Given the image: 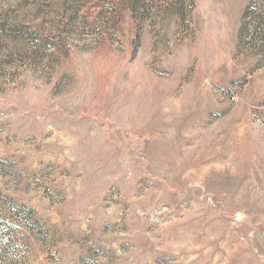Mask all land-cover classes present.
I'll use <instances>...</instances> for the list:
<instances>
[{
	"label": "rangeland",
	"instance_id": "374dc122",
	"mask_svg": "<svg viewBox=\"0 0 264 264\" xmlns=\"http://www.w3.org/2000/svg\"><path fill=\"white\" fill-rule=\"evenodd\" d=\"M263 11L0 0V264H264Z\"/></svg>",
	"mask_w": 264,
	"mask_h": 264
},
{
	"label": "trees",
	"instance_id": "16d2710c",
	"mask_svg": "<svg viewBox=\"0 0 264 264\" xmlns=\"http://www.w3.org/2000/svg\"><path fill=\"white\" fill-rule=\"evenodd\" d=\"M249 6L246 8L245 12H244V16H243V23H242V29L245 28L246 25V18L249 17ZM255 20H258V24H262L264 25V11L263 14L257 15L256 17H254ZM4 235L1 232L0 238H3Z\"/></svg>",
	"mask_w": 264,
	"mask_h": 264
}]
</instances>
